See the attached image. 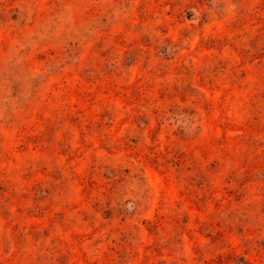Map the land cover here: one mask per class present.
<instances>
[{"label":"rangeland","instance_id":"1","mask_svg":"<svg viewBox=\"0 0 264 264\" xmlns=\"http://www.w3.org/2000/svg\"><path fill=\"white\" fill-rule=\"evenodd\" d=\"M0 264H264V0H0Z\"/></svg>","mask_w":264,"mask_h":264}]
</instances>
